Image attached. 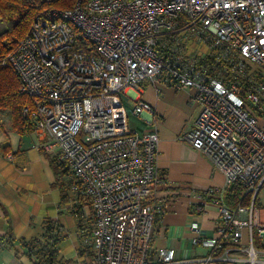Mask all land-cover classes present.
Returning <instances> with one entry per match:
<instances>
[{
  "label": "built area",
  "instance_id": "2783aa9c",
  "mask_svg": "<svg viewBox=\"0 0 264 264\" xmlns=\"http://www.w3.org/2000/svg\"><path fill=\"white\" fill-rule=\"evenodd\" d=\"M5 46L0 66L18 73L31 100L26 127L69 173L82 216L91 255L69 264H264V0H78L44 9L25 39ZM146 87L191 93L200 112L180 140L224 175L191 203L219 215L215 236L190 226L203 256L155 245L168 206L158 195L167 180L157 116L138 97L133 115L150 128L132 130L122 98Z\"/></svg>",
  "mask_w": 264,
  "mask_h": 264
},
{
  "label": "crops",
  "instance_id": "0c3cea01",
  "mask_svg": "<svg viewBox=\"0 0 264 264\" xmlns=\"http://www.w3.org/2000/svg\"><path fill=\"white\" fill-rule=\"evenodd\" d=\"M138 97L155 108L160 137L158 166L167 180L158 191L168 206L158 221L155 245L174 249L180 258L203 256L207 250L194 245L190 226L198 223L209 236H215L219 215L215 207H210L207 214L196 212L191 203L197 200V193L223 187L225 178L203 153L180 140L192 130L200 108L193 104L189 91L163 88L158 93L146 87L140 94L131 89L123 94L128 111V105L133 108ZM138 119L136 131L150 128L147 116ZM37 145L31 131L24 135L15 131L11 113L0 110V264H33L22 241L43 239L47 220L61 227V257L86 261L91 249L84 246L83 227L70 187L64 198L62 189L56 186L57 176L48 154ZM68 175L63 177L67 183Z\"/></svg>",
  "mask_w": 264,
  "mask_h": 264
},
{
  "label": "trees",
  "instance_id": "16d2710c",
  "mask_svg": "<svg viewBox=\"0 0 264 264\" xmlns=\"http://www.w3.org/2000/svg\"><path fill=\"white\" fill-rule=\"evenodd\" d=\"M78 0H0V22L4 24L5 31L0 32V49L5 52V43L16 46L18 42L25 39L31 32V28L38 15L46 8L58 10L73 9ZM28 96L21 92V81L18 73L11 67L0 66V110L9 111L13 119L14 130L24 135L29 130L26 121L22 116L23 108L30 104ZM52 167L57 176V183L62 189L64 198L69 183L64 181L67 171L63 168L55 157L48 155ZM242 190L239 187L229 189L227 199L230 205L237 206L242 202ZM245 200H243L244 202ZM80 226L82 216L77 214ZM45 235L43 239L36 238L30 241H22L27 248L33 264H69L60 255L59 245L63 241V234L59 224L47 220L44 222ZM53 240L49 243L47 240ZM12 244V243H11Z\"/></svg>",
  "mask_w": 264,
  "mask_h": 264
},
{
  "label": "rangeland",
  "instance_id": "374dc122",
  "mask_svg": "<svg viewBox=\"0 0 264 264\" xmlns=\"http://www.w3.org/2000/svg\"><path fill=\"white\" fill-rule=\"evenodd\" d=\"M5 31V26L3 23L0 22V32H4ZM129 110L128 111V115H129V125L130 128L132 130H138L139 126H140V122L138 117L133 115V108L128 105ZM258 206H260L261 208H264V190L261 192L260 198H259V202H258Z\"/></svg>",
  "mask_w": 264,
  "mask_h": 264
}]
</instances>
